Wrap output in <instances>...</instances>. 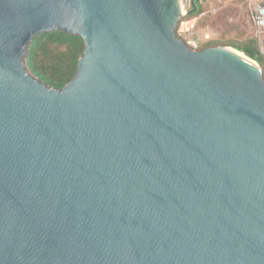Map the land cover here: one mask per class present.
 I'll return each mask as SVG.
<instances>
[{"label":"water","instance_id":"obj_1","mask_svg":"<svg viewBox=\"0 0 264 264\" xmlns=\"http://www.w3.org/2000/svg\"><path fill=\"white\" fill-rule=\"evenodd\" d=\"M180 0H0V264H264V78L176 35ZM78 36L61 89L41 33Z\"/></svg>","mask_w":264,"mask_h":264},{"label":"trees","instance_id":"obj_2","mask_svg":"<svg viewBox=\"0 0 264 264\" xmlns=\"http://www.w3.org/2000/svg\"><path fill=\"white\" fill-rule=\"evenodd\" d=\"M198 12V7L195 13ZM237 51L264 66L256 39H248L233 46ZM83 51L80 37L60 31L38 34L28 47L25 64L32 76L48 87L61 89L73 77L78 58Z\"/></svg>","mask_w":264,"mask_h":264},{"label":"rangeland","instance_id":"obj_3","mask_svg":"<svg viewBox=\"0 0 264 264\" xmlns=\"http://www.w3.org/2000/svg\"><path fill=\"white\" fill-rule=\"evenodd\" d=\"M257 4H264V0H208L203 2L198 6V12L192 15L197 18L195 32L201 35L208 31L213 40L201 48L220 46L236 50L233 47L235 44L248 39L258 41L252 24V11ZM260 68L264 78V66Z\"/></svg>","mask_w":264,"mask_h":264},{"label":"built area","instance_id":"obj_4","mask_svg":"<svg viewBox=\"0 0 264 264\" xmlns=\"http://www.w3.org/2000/svg\"><path fill=\"white\" fill-rule=\"evenodd\" d=\"M208 0H181L182 15L176 28V35L190 49H200L204 44L213 40L212 35L207 31L201 35L196 34L195 27L197 18L192 17L198 6ZM252 24L256 30L258 47L260 53L264 56V4H257L252 11Z\"/></svg>","mask_w":264,"mask_h":264},{"label":"bare ground","instance_id":"obj_5","mask_svg":"<svg viewBox=\"0 0 264 264\" xmlns=\"http://www.w3.org/2000/svg\"><path fill=\"white\" fill-rule=\"evenodd\" d=\"M180 9H181V11H182V6H181V2H180Z\"/></svg>","mask_w":264,"mask_h":264}]
</instances>
